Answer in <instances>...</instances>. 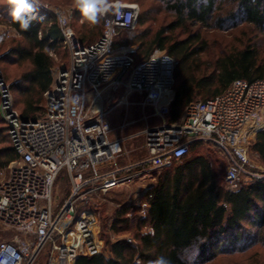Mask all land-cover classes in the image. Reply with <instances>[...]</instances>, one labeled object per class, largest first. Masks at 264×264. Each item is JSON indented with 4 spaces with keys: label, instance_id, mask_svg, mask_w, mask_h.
Here are the masks:
<instances>
[{
    "label": "built area",
    "instance_id": "2783aa9c",
    "mask_svg": "<svg viewBox=\"0 0 264 264\" xmlns=\"http://www.w3.org/2000/svg\"><path fill=\"white\" fill-rule=\"evenodd\" d=\"M52 11L58 16L70 60L56 71L45 92L43 115L23 119L0 77V114L19 154L10 174L0 180V200L9 201L0 205V221L22 234L0 241V264H31L47 245L49 264H75L76 256L55 255L63 216L94 194L108 193L145 179L147 172L152 176L153 171L171 166L190 152L195 141L212 142L226 156L229 166L224 179L231 190L264 177L252 169L259 158L252 150L253 140L264 129V79H236L223 93L190 102L180 120L170 122L176 59L159 49L136 62L132 55L136 45H117L136 36L138 4L114 3L103 14L101 36L89 44H83L70 25L72 9ZM134 92L144 96L142 105L154 107L161 122L144 129L146 156L119 166L115 162L122 139H110L109 114L117 104L129 105ZM74 97L79 101L73 103ZM64 170L71 175L72 195L56 213L53 189ZM149 207L146 198L141 202L143 217ZM127 240L136 244L133 238Z\"/></svg>",
    "mask_w": 264,
    "mask_h": 264
},
{
    "label": "trees",
    "instance_id": "16d2710c",
    "mask_svg": "<svg viewBox=\"0 0 264 264\" xmlns=\"http://www.w3.org/2000/svg\"><path fill=\"white\" fill-rule=\"evenodd\" d=\"M217 1L168 0V7L175 12L177 19L152 35L146 32L142 39L135 41L138 48L132 55L136 62L146 60L155 49L166 50L176 59L175 95L168 115L170 122L180 120L190 102L215 97L236 79L249 82L264 79L261 51L252 41L242 43L241 47H225L210 56L208 41L201 31L190 32L185 38L175 34L179 27L209 25L208 19L216 9ZM237 8L247 22L264 31V0H237ZM76 11L80 13L78 9ZM0 15L4 17L3 22L15 28L21 36L17 45L10 48V54L15 55L16 63L30 65L14 83L24 91L27 89L26 98L18 102L23 104L20 115L23 119L39 118L44 113L43 96L53 83L54 53L65 45L58 16L53 11L37 10L36 19L25 31L11 22L5 7H0ZM146 22L143 12L138 24L144 26ZM80 35L78 38L83 44L92 43L101 36L87 42L81 32ZM122 44L126 42H117V45ZM207 55L210 58L207 59ZM14 84L11 83V86ZM38 112L40 114L36 116ZM0 119L6 125L3 128L6 131L4 141L8 143L0 149L1 169L19 159V154L11 142L6 120L2 115ZM202 143L216 147L212 142L195 141L191 149L200 147ZM191 149L183 159L178 160L181 162L175 168L153 171V174L161 173L165 169L146 194L150 203L149 213L146 217L137 218L139 232L134 236L136 244L128 242L127 238H120L128 227L125 230L119 228V221L128 223L130 215L128 208L120 209L113 223L119 237L110 244L111 254H80L75 264H154L161 257L167 264L205 263L231 246L236 247L240 241H247L252 234L244 228L245 223L262 233L264 177L243 182L236 190L227 189L221 184L218 171L208 157L201 152L189 155ZM252 150L264 165V129L257 133ZM137 211L139 213L140 208ZM148 226L151 229L142 232Z\"/></svg>",
    "mask_w": 264,
    "mask_h": 264
},
{
    "label": "rangeland",
    "instance_id": "374dc122",
    "mask_svg": "<svg viewBox=\"0 0 264 264\" xmlns=\"http://www.w3.org/2000/svg\"><path fill=\"white\" fill-rule=\"evenodd\" d=\"M118 1L138 4V19L143 12L146 14V24L140 26L137 20L135 26L136 36L131 39V43L126 42V44L129 45H136V49L138 48V43H135V41L142 39L146 32L152 35L160 28L169 26L177 19L175 12L168 7V0H109V3L113 5ZM38 3L39 7L37 10L45 9L52 11L59 9L65 12L68 11V9H72V26L77 36L79 35L81 37V32V34L85 36L87 42L94 41L100 36L104 23L103 15L98 24L91 25L82 17L81 13L76 11L77 8L74 5V0H38ZM216 4V9L209 16V25L191 24L179 27L176 29L175 34L178 37L185 38L190 32L196 30L201 31L208 41L210 56L214 54V52L225 47H241L243 46L242 43L248 44L252 41L260 48L261 56L264 61V31L246 21L245 17L238 11L237 0H218ZM112 8H110V10ZM3 18L4 17L0 15V77L10 88L13 107L21 113L23 104H18V102L26 98L25 91H27V89L24 91L14 83H16V80L20 79L24 71L30 68V65L26 62L16 63L15 55L13 53L10 54V48L17 45L18 41L21 40V36L15 28L3 22ZM221 18H223V22H221ZM78 30L80 32H78ZM93 35H95L96 38L91 39ZM156 50L159 49H155L154 52ZM209 55L206 56L207 59L210 58ZM54 59L53 77L59 68L69 64L70 50L66 43L59 52L54 53ZM11 83L14 85L11 86ZM129 98L131 102L130 106L132 107L135 99L142 100L143 95L134 92ZM44 103L45 96H43L42 101V104ZM1 105L2 93L0 91V107ZM126 109L127 108H125V111ZM39 114L40 112H38L36 116H39ZM133 116L138 117L139 115L136 112ZM5 126V123L0 119V149L8 144L4 141L6 138V131L4 132L3 128H6ZM131 131H134V129H130L127 132ZM119 133V131H114L111 135L116 136L119 135ZM142 143V138L128 142L126 145L127 148L136 147L137 150L132 149L122 162H128L129 160L143 157L146 154L145 149H138L139 147L141 148ZM195 152H201L208 157L211 165L218 171L221 184L228 189L229 187L224 179L229 166L226 156L220 153L217 146L214 147L206 143H202L200 147L197 148L192 147L189 155ZM179 162L181 161L175 160L167 169L175 168ZM255 162L256 167L252 169L260 174H264V165L259 161V158L255 159ZM15 165L16 160L11 162L7 167L1 168L0 180L6 178L10 174L11 167ZM164 170L162 172H164ZM161 173L157 172L151 176V173L147 172L143 180L129 182L108 193L94 194L87 202H77L74 211L66 213L60 221L55 237L56 245L58 246L55 255L60 256L63 252L64 256H76V258L80 254L105 253L107 256L110 255V244L119 237V234L117 235L116 231L113 229V223L120 209L128 208L130 212V215H127L129 218L128 223L123 220L119 221V228L126 229L128 227V231H123L120 234V238L135 239L134 236L139 232V228L136 226L137 218L138 216H142L141 202L146 199V194L150 190V188H148L149 185L156 184ZM71 195V175L68 171L64 170L56 179L53 189V207L56 213L62 210L67 201H69ZM138 208H140L139 213L137 211ZM244 228L249 230L252 234L247 241H240L236 247L231 246L218 254V256L211 261L205 263L197 262L194 264H264V230L261 233V230L247 223L244 224ZM150 229L151 228L148 226L143 229L142 232L149 231ZM21 235L22 234H19L7 224L0 221V241L20 237ZM49 248L51 247L47 245L41 251L42 259Z\"/></svg>",
    "mask_w": 264,
    "mask_h": 264
},
{
    "label": "crops",
    "instance_id": "0c3cea01",
    "mask_svg": "<svg viewBox=\"0 0 264 264\" xmlns=\"http://www.w3.org/2000/svg\"><path fill=\"white\" fill-rule=\"evenodd\" d=\"M132 95V94H130ZM129 95V97H130ZM130 101V98H128ZM144 99V96H143ZM142 99V100H143ZM142 100L135 99L132 107L129 105H125L123 103L117 104L113 110L109 114V120L112 126V131L110 132V139H122L121 146L122 152L117 156V161L115 165H123L126 162H122V160L133 150H137L136 147L134 148H127L126 145L128 142L142 138L143 143L141 144V148L138 149H145L146 154L147 150L145 147V136H144V129L151 125H156L161 122V118L155 114V109L152 105H142L140 102ZM116 100H114L115 102ZM125 108L126 111H125ZM138 113V117H134V113ZM130 129H134V131L127 132ZM114 131H119V135L113 136L111 133ZM146 156V155H144ZM143 156V157H144ZM154 184H150L149 187H152Z\"/></svg>",
    "mask_w": 264,
    "mask_h": 264
},
{
    "label": "clouds",
    "instance_id": "9594fccd",
    "mask_svg": "<svg viewBox=\"0 0 264 264\" xmlns=\"http://www.w3.org/2000/svg\"><path fill=\"white\" fill-rule=\"evenodd\" d=\"M75 7L80 11L82 17L91 25L99 23L101 16L113 7L109 0H74ZM0 7H5L11 22L18 24L25 31L29 29L39 7L38 0H0ZM119 7V4L115 5ZM79 101L74 97L72 102ZM7 199L0 200V205L7 206ZM154 264H167L161 257Z\"/></svg>",
    "mask_w": 264,
    "mask_h": 264
},
{
    "label": "water",
    "instance_id": "95a60500",
    "mask_svg": "<svg viewBox=\"0 0 264 264\" xmlns=\"http://www.w3.org/2000/svg\"><path fill=\"white\" fill-rule=\"evenodd\" d=\"M151 188V187H148ZM50 253H51V248H49L45 255L43 256L44 258H41V252L36 256L35 260L31 264H49V258H50Z\"/></svg>",
    "mask_w": 264,
    "mask_h": 264
}]
</instances>
